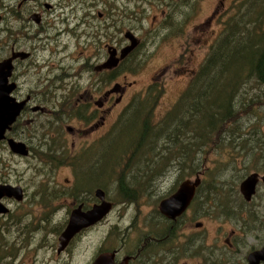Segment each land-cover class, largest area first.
<instances>
[{
  "label": "flooded vegetation",
  "instance_id": "flooded-vegetation-1",
  "mask_svg": "<svg viewBox=\"0 0 264 264\" xmlns=\"http://www.w3.org/2000/svg\"><path fill=\"white\" fill-rule=\"evenodd\" d=\"M72 1L82 4L86 0ZM174 1L177 4L182 0ZM154 2L146 0L152 6ZM29 4L34 6L28 9ZM220 5H224L223 0H218L214 10L219 12ZM1 7L7 8L10 18H7V25L0 28V33L5 32L0 40V63L9 59L6 85L10 86L8 95L11 100L8 102L14 108L15 103L18 104L19 110L11 122L3 124L4 129L0 132V264H68L64 260L66 256L71 259L82 257V262L77 260L81 264H94L104 253L111 255L112 264H192L193 261L199 264H264V252L257 257L253 255L264 251V183L260 178L264 170L253 171L259 176L249 201L244 199L238 185L239 197L234 203L233 215L218 220L214 233H201L202 222H199L200 226L195 224L201 229L193 239L188 231L183 232L184 260L174 253L169 239L164 242L176 220L161 215L151 204L139 201L140 196L128 198L123 190L119 191L126 178L130 179L127 173L132 175L135 172L129 182L133 185L131 189L138 195L142 194L143 188L149 193L147 182L143 175H139L141 172L133 168L120 170L119 173L126 174L124 177L115 175L113 182L117 193L109 189L107 182L114 175L110 169L102 170L100 166L109 165L106 159L110 156V148L107 152L100 150L104 151L110 144L108 120L112 107L121 103L131 85L125 81L127 70L123 65L127 64L131 54L120 58L115 66H108L107 60L112 48L119 57L120 50L129 43L126 28L120 30V40H112L109 23L93 29L94 26L86 20L85 25L77 30L69 26L73 15L71 18L63 12L57 21L58 29L56 24L47 21L46 13L53 11L55 4L46 0H13L12 3H1ZM141 9L144 8L140 6L137 11ZM160 11L163 14L165 10ZM86 12L93 15L89 9ZM97 13L99 18L103 16L101 12ZM2 17L0 22L4 21ZM171 26L173 21L170 20L161 29L165 31ZM70 36L72 39L67 38ZM135 37L140 45L139 38ZM70 44L83 50L82 58L79 64L78 56L63 65L61 61L66 59L61 51ZM139 45L132 51L138 50ZM144 93L145 90L138 94ZM132 95L130 93L128 97L131 99ZM63 114L70 118L65 124L61 119ZM55 124L65 125V135L61 138H69L66 139L67 152L57 157L61 160L64 157L67 162L56 163L59 158L49 159V165L44 153L36 155L33 144L47 140L54 142V138L60 136ZM75 137L77 145L86 143L87 152L82 151L85 147L79 151ZM98 139L102 141L99 144ZM16 143L20 150L13 148ZM57 144L59 141L54 145ZM61 147L62 144L54 149ZM78 160L83 164L78 166ZM47 164L50 168L46 167ZM64 169L69 175H62ZM150 169L144 171L146 177L156 176L157 169ZM169 170L178 172L180 169ZM137 175L140 181L134 179ZM99 188L103 190L110 209L94 225L82 227L61 246L60 237L71 211L79 208L83 213L99 204L101 200L95 194ZM105 220L108 226L102 239L94 246L87 244L77 250L75 246L87 232L101 227ZM160 221L166 231L158 239L156 230ZM166 245L167 252L163 250ZM145 250L152 254L144 253Z\"/></svg>",
  "mask_w": 264,
  "mask_h": 264
},
{
  "label": "trees",
  "instance_id": "trees-1",
  "mask_svg": "<svg viewBox=\"0 0 264 264\" xmlns=\"http://www.w3.org/2000/svg\"><path fill=\"white\" fill-rule=\"evenodd\" d=\"M182 14L181 7L171 15V21L175 20L171 30H180L186 21L181 22ZM128 58L124 67L134 60L133 55ZM162 91L154 82L125 106L108 135L111 153L107 162L117 161L119 153L147 152L152 155L148 162H155L148 168H179L162 197L173 192L183 176L199 175L193 204L200 203L212 218L231 217L238 201V182L249 169L264 170V132L251 127L259 106L264 105L260 102L264 99V0L233 2L187 87L165 113L156 116ZM129 182L126 178L119 191L128 198L142 196L135 194ZM142 193L150 195L145 188ZM182 216L168 237L180 258L185 254L179 232ZM159 223L157 237L166 231Z\"/></svg>",
  "mask_w": 264,
  "mask_h": 264
},
{
  "label": "rangeland",
  "instance_id": "rangeland-1",
  "mask_svg": "<svg viewBox=\"0 0 264 264\" xmlns=\"http://www.w3.org/2000/svg\"><path fill=\"white\" fill-rule=\"evenodd\" d=\"M46 1L52 3V5L55 4L54 10L51 12H47L46 17L47 21L56 24L58 29H60V27L57 21L62 16L63 12H66V14L70 15V17L73 15V19L69 26L75 27L77 30H79V27H83L85 25L86 20H89L90 25L94 26L93 29H98L99 27L102 28L106 22V24H110L112 40H120L121 37L119 35H122V32L120 33V30L123 28H126L125 30L130 31L134 36H137L139 38L141 43L140 45L138 44V48H140L128 53L134 56V60H132L128 64V66L124 68V70H127V77L125 81L129 82L131 85L127 88L126 95L123 97L121 103L112 107V113L108 120L111 128L116 122L119 114L132 99H130L128 95L130 93H133V95H137L138 93L146 90V88L154 82L158 83L163 90L156 105V116L165 113V111H167L171 107L180 92L187 87V84L193 76L194 72L197 70L199 63L205 56L209 45L212 43L215 35L218 33L222 21L230 14V6L235 0H223L224 5L219 6V12L214 10L217 6L218 0H182L181 2H177V4H175L176 2H173V0H155L153 6L151 4H147L146 0H86L83 1L82 4H78L77 2H73L72 0ZM8 2L12 3L13 0H0V16H3L2 19H4V21L0 22V28L5 27L7 25V18H10L9 15L7 16V8L5 9L4 7H1V3L7 4ZM156 3L158 4L157 6H155ZM33 6V4H29L26 7L29 9ZM140 6L144 9L137 11V9H140ZM181 7L183 9L181 22L184 20L186 21L184 22V24H181L180 30H171V28L174 29V26H171V28L169 27L165 31L162 30L161 27H166L169 21L172 19L171 15L175 13L176 9ZM69 8H71L70 11H67ZM88 9L90 13H93V15H89L88 12H86ZM162 9L165 10L163 14L160 11ZM97 12H101L103 16L101 15V17L99 18L97 16ZM85 13L88 14V17ZM60 25L65 26V24ZM159 27L160 29L157 31ZM4 34L5 32L0 33V40L2 36H4ZM67 38L69 39L71 38V36ZM46 52L47 51H44V53ZM82 52L83 50L81 48H78L74 44L64 46L61 53L64 54L66 61L62 60L61 64L66 65L68 62H70L71 58L73 60L78 56L79 58L77 62L79 64V60L82 58ZM77 62L73 61L72 63L77 64ZM260 102L264 104V99H262ZM256 115L257 117L255 121L251 123V127L257 126L259 131L264 132V105L259 106V111L258 113H256ZM61 119H63V124L70 121L68 120L70 118H67L65 114L62 115ZM48 121L50 120L48 119ZM71 123H74V121H71ZM54 126L58 128V133L60 135L58 138H54V142L51 140H47L46 142L33 144L35 147L36 155H41L42 153H44L49 165V159L59 158L56 163L67 162L64 157H62V160L60 159V157H57L59 154L67 152L68 143L66 142V139L68 141L69 138L66 137V139L64 140H62L61 138L63 134L65 135V125L57 126V124H55ZM57 141H59V144L54 145ZM74 142L77 145L78 139L76 137L74 139ZM101 142L102 141L99 140L97 144ZM60 144H62V147L59 150L54 149L55 146H58ZM85 146L86 143L81 142L77 145L79 151ZM87 148L88 147H85L82 151L87 152L89 150ZM124 155L125 154L119 153V155H116L118 156V158L115 159H118L117 161H113V163L109 162V165L112 166L110 170H114V177L107 182L109 189L111 191H116L117 193V190L115 189L116 184L113 182V180L115 178V175L122 174L123 177L125 176V172L119 173V171L124 169L125 163H127V167H130L131 169L133 168L134 171L137 170V172L139 173L141 172V174L139 175H143L142 177L147 182V187L150 190V195H145V197L140 196V200H137L141 202L145 201L146 203L151 204L153 208H158L159 201L162 198L166 197L162 196L166 191L170 190V187L174 183L178 172H173L167 168L162 167L160 171L157 170L156 176L146 177L147 174L144 173V171L151 170L147 167V165H153L155 163L148 162L152 158V155L149 156L147 152H140L137 154L133 153L128 160L126 156L124 157ZM218 158L219 157H217V159ZM78 163V166H80V164H83L79 160ZM48 164L46 165V167L50 168ZM237 164V166H240L239 163ZM22 167L23 166H21V168ZM141 169L144 170L142 171ZM253 171V169H249L241 178L240 182ZM134 174L135 172L130 175V179H132ZM62 175H69V172L64 169L62 170ZM139 175L134 176V179H136V181L141 180L138 177ZM195 177V175L183 176V179H181L180 181H183L184 179H191L192 181H194L196 179ZM232 181H234V179H232ZM240 182H238V185ZM142 195L144 194L142 193ZM257 211L259 213L260 210ZM220 219L221 218H212L205 215V210L202 208L201 204L195 201L194 204H191V209L187 208L180 219L179 223L181 225V229L179 230V232L182 233L181 238H183V232L188 231L191 234V239L195 237V234L197 232L200 233L201 227H196V222L203 223L204 227L201 230V233H214L217 225L219 224L218 220ZM112 220L113 219H110V221ZM107 226L108 221L105 220L104 225L87 232L85 237L82 238V241H80L75 246V248L78 250L80 249V247H83L87 244H90V246H94L97 240L102 239V236L104 235L103 232L106 233ZM228 226L229 225H227V227ZM161 237L162 235L160 234V236H158V239H161ZM167 241L168 238H166L164 242L166 243ZM173 249L174 253L176 254V248L174 247ZM156 250L158 251L159 249L157 248ZM163 250L167 252V248ZM149 251L145 250L144 253H147ZM148 254L152 253L149 252ZM177 254L180 255L178 253V250ZM149 258H151V256H149ZM65 259L68 264L71 262H73L74 264H81L78 263L77 260L79 259L82 262L83 258L74 257L71 259L69 256H66L64 257V260ZM179 259L184 260V256L182 258L179 257ZM191 263L199 264L196 261H193Z\"/></svg>",
  "mask_w": 264,
  "mask_h": 264
},
{
  "label": "water",
  "instance_id": "water-1",
  "mask_svg": "<svg viewBox=\"0 0 264 264\" xmlns=\"http://www.w3.org/2000/svg\"><path fill=\"white\" fill-rule=\"evenodd\" d=\"M125 36L129 40V44H127L120 50L119 57L115 56V48H112L109 51L110 55L107 60L108 66H115L120 58H123L128 55V53L138 45V39L130 31H127L125 33ZM8 60L6 59L5 61L0 63V67H2V70L0 69V132H2L4 129L3 124L8 123L9 121L11 122L17 114V111L19 110L18 104L15 103L14 108L13 105L9 104L8 102V99L11 100L8 95V93L10 92V86L7 87L6 85V80L9 71L8 66L10 65ZM3 68H6L7 70L4 71ZM13 148L17 151L20 150L21 147H19L17 144V146ZM258 176L259 174L257 172L249 173L239 184V191L244 197V199L247 201L251 199L252 194L255 192L256 184L258 182ZM260 178L264 183V174H262ZM199 183L200 178L198 176L194 181H191L190 179L182 181L173 193L159 201V212L166 218L175 220L186 210V208L192 201L195 195L196 187L199 185ZM95 194L101 200L99 204L94 205L91 209L83 213L80 212L79 208L71 211L69 216V222L60 237L61 246H64L67 240L70 239V237H72L82 227H86L100 220L110 209V204L104 199L103 190L100 188L96 189ZM200 225L201 223H196V226ZM262 252L264 251L262 250L261 252L255 253L253 255L257 257V255ZM94 264H112L111 255H109L108 253L100 255Z\"/></svg>",
  "mask_w": 264,
  "mask_h": 264
}]
</instances>
